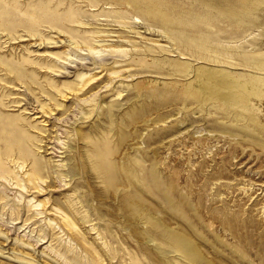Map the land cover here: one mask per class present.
Returning <instances> with one entry per match:
<instances>
[{
    "label": "rangeland",
    "instance_id": "obj_1",
    "mask_svg": "<svg viewBox=\"0 0 264 264\" xmlns=\"http://www.w3.org/2000/svg\"><path fill=\"white\" fill-rule=\"evenodd\" d=\"M0 264H264V0H0Z\"/></svg>",
    "mask_w": 264,
    "mask_h": 264
}]
</instances>
